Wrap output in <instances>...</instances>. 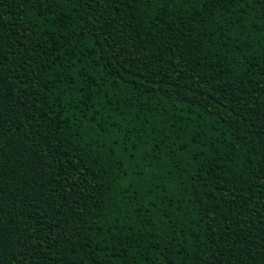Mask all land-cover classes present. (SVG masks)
I'll use <instances>...</instances> for the list:
<instances>
[{"label":"trees","instance_id":"16d2710c","mask_svg":"<svg viewBox=\"0 0 264 264\" xmlns=\"http://www.w3.org/2000/svg\"><path fill=\"white\" fill-rule=\"evenodd\" d=\"M0 264H264V0H0Z\"/></svg>","mask_w":264,"mask_h":264}]
</instances>
